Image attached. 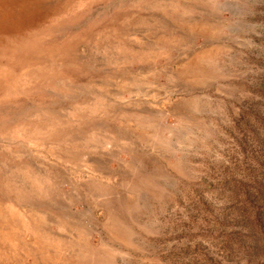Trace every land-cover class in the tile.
<instances>
[{"label": "rangeland", "instance_id": "1", "mask_svg": "<svg viewBox=\"0 0 264 264\" xmlns=\"http://www.w3.org/2000/svg\"><path fill=\"white\" fill-rule=\"evenodd\" d=\"M0 30V264H264V0H38Z\"/></svg>", "mask_w": 264, "mask_h": 264}, {"label": "trees", "instance_id": "2", "mask_svg": "<svg viewBox=\"0 0 264 264\" xmlns=\"http://www.w3.org/2000/svg\"><path fill=\"white\" fill-rule=\"evenodd\" d=\"M256 182L259 201L256 205L253 204V218L240 216L239 222L242 224L241 228L246 230L243 235L248 240V244L246 248L245 243L241 242L239 249L241 247L245 253L247 251L252 254L258 252L260 255L264 254V180L258 179ZM249 260L252 261L251 257Z\"/></svg>", "mask_w": 264, "mask_h": 264}, {"label": "crops", "instance_id": "3", "mask_svg": "<svg viewBox=\"0 0 264 264\" xmlns=\"http://www.w3.org/2000/svg\"><path fill=\"white\" fill-rule=\"evenodd\" d=\"M33 1H34V3H31ZM36 1H38V0H0V15L3 13L4 16L13 17L16 10H17V7H19L20 10H21V8H24V7H36ZM8 6L10 7L9 11L8 10L5 11L2 9L4 7H7V9H8ZM11 8H15V10H12ZM32 14L34 15L33 18H32V16L30 17L29 14H27V16L17 19L18 23L20 24V22H22L24 24V26L25 25L31 26L32 24L37 23L38 16H35V13H32ZM19 15H20V13H19ZM23 16H24V14H23ZM12 22L14 23L13 20H12ZM10 26H12V28ZM10 26L8 29H4V30H7V32H10V31L14 32V30L17 31L16 29H19V27L17 28L14 25H10ZM0 32H1V30H0ZM13 62H15V61H13Z\"/></svg>", "mask_w": 264, "mask_h": 264}, {"label": "bare ground", "instance_id": "4", "mask_svg": "<svg viewBox=\"0 0 264 264\" xmlns=\"http://www.w3.org/2000/svg\"><path fill=\"white\" fill-rule=\"evenodd\" d=\"M12 33H13V32H12ZM3 35H4V34H3ZM3 35H2V36H3ZM1 45H2V43H1Z\"/></svg>", "mask_w": 264, "mask_h": 264}]
</instances>
